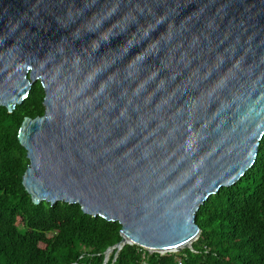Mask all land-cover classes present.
Returning a JSON list of instances; mask_svg holds the SVG:
<instances>
[{
    "label": "water",
    "instance_id": "1",
    "mask_svg": "<svg viewBox=\"0 0 264 264\" xmlns=\"http://www.w3.org/2000/svg\"><path fill=\"white\" fill-rule=\"evenodd\" d=\"M37 80L44 113L18 132L33 202L79 203L145 247L188 244L258 155L264 0H0V105Z\"/></svg>",
    "mask_w": 264,
    "mask_h": 264
},
{
    "label": "trees",
    "instance_id": "2",
    "mask_svg": "<svg viewBox=\"0 0 264 264\" xmlns=\"http://www.w3.org/2000/svg\"><path fill=\"white\" fill-rule=\"evenodd\" d=\"M39 80L9 112L0 105V264H66L90 249L86 264H103L104 251L121 241V224L90 215L79 203L33 202L23 185L29 164L18 132L26 116L44 113ZM201 228L183 264H264V135L252 167L233 185L209 196L196 213ZM137 246L124 245L114 264H143ZM178 264L175 255L152 258Z\"/></svg>",
    "mask_w": 264,
    "mask_h": 264
},
{
    "label": "built area",
    "instance_id": "3",
    "mask_svg": "<svg viewBox=\"0 0 264 264\" xmlns=\"http://www.w3.org/2000/svg\"><path fill=\"white\" fill-rule=\"evenodd\" d=\"M199 237V236H198ZM196 237L193 241H191L188 244H185L184 246L179 247H165V248H152V247H145L143 245H140L136 243L135 241L125 237L124 240H121L117 242L116 244L108 247V251H104V261L103 264H111L115 262L119 251L123 248L124 245H132L137 246L139 251L144 255L143 264H158L151 261V259L154 257L156 259H159L161 256L165 255H175L178 261V264H183L184 257L187 256L186 249H190L191 251H195L193 247V242L197 240ZM94 254L91 253L90 249H83L82 253L80 254L79 258L75 261H72L70 263L66 264H86L85 259L88 256H93Z\"/></svg>",
    "mask_w": 264,
    "mask_h": 264
},
{
    "label": "bare ground",
    "instance_id": "4",
    "mask_svg": "<svg viewBox=\"0 0 264 264\" xmlns=\"http://www.w3.org/2000/svg\"><path fill=\"white\" fill-rule=\"evenodd\" d=\"M185 245V244H184ZM184 245H181V246H184Z\"/></svg>",
    "mask_w": 264,
    "mask_h": 264
}]
</instances>
